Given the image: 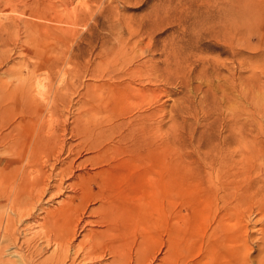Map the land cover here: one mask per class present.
<instances>
[{"label":"bare ground","instance_id":"1","mask_svg":"<svg viewBox=\"0 0 264 264\" xmlns=\"http://www.w3.org/2000/svg\"><path fill=\"white\" fill-rule=\"evenodd\" d=\"M52 2L48 9H41L40 0H32L28 4L30 7L25 5L24 13L20 9L21 4H16L15 10L12 9L19 11V18L14 22L11 20V24L17 21L18 26L22 24V27L29 29L30 22L25 17L32 16L28 11H32L33 16L41 21L44 11H56L57 6ZM80 3L85 7L84 12L68 9L61 3L65 16L61 17L60 22L75 25L84 23V27L90 31L88 14H91L92 9L88 6V0H80ZM236 11L231 16H237L235 19L238 18L240 22L235 25L241 30L238 35L247 38L251 27L247 10ZM187 31L183 33L179 44L172 45L166 54L163 64L167 76H185L188 71L186 65L191 62V58L197 57L195 53L204 49L202 44L198 45L200 33L196 40ZM120 32L123 34L125 31L122 28ZM127 35L129 39L121 40L116 47L104 50L101 54H90L94 59L87 72L91 78L102 81V84L95 87L93 104L87 112L83 129H80L82 115H79L74 121L75 128L71 130L65 122L53 125L44 119L36 125V122L28 120L31 133L27 140L0 131V149L3 150V153L0 152V264L11 262L4 260L6 250L14 247L21 251V245L26 246L28 252L21 257L23 264H264V175L261 167L260 171L254 166L249 89L243 99L246 103L243 121L239 115L224 117L219 108L214 110L215 118L210 128L222 122L228 133L224 138L215 137L208 141L203 133L191 141L194 152L187 154L183 152L187 142L182 139H164L159 145L157 135L163 127V120L156 122V119L161 117L159 114L164 111V106L158 104L167 93L153 86L162 82V75H158L159 65L140 63V56L135 53L137 50L143 53V50L137 43H132V30ZM214 37L218 42V37ZM107 43L106 40L102 44ZM59 48L62 58L49 66L51 71L60 70L72 61L68 58V48ZM202 63L207 64L206 61ZM82 68L76 66L72 71L79 74ZM181 84L186 85L185 80ZM38 88L42 90L41 82H38ZM222 93L218 106L228 102L226 91ZM44 97L40 95L39 99ZM186 104L181 106L178 117L171 118L173 121L191 116L200 108L197 105L195 108L192 103ZM207 107L209 105L202 106L201 112L207 113ZM12 109L5 108L2 112L12 114ZM47 109L51 114L58 112L55 106ZM68 131L81 139L85 148L93 152L98 161L127 172L143 163L154 164L159 149L163 148L159 151L166 155L169 149L177 145L181 151L172 157L173 162L169 165L189 172L193 179L188 186L178 188L173 197L169 194L153 217L145 215V205L137 198L129 200L125 197L118 202L100 200L96 208L90 209L82 200L84 191L79 192L80 195L77 192L83 175L74 173L76 168L82 167L77 166V160L72 158L76 146L67 150L69 161L62 160L66 141L61 136L64 137ZM58 142L62 145L61 149ZM171 168L167 167V174H170ZM103 172L104 169L98 167L95 175L101 176ZM65 185L77 193V197L59 199ZM47 195L49 199H57L55 202L59 208H41ZM71 210L78 216L61 217ZM42 211V223L37 226L48 232L42 235L35 233L33 239L24 238L20 242L19 228L32 230L24 222L35 219V214ZM51 216L56 219L49 220ZM79 232H84L80 240ZM39 240L42 245L37 243ZM145 247L148 248L144 250Z\"/></svg>","mask_w":264,"mask_h":264},{"label":"rangeland","instance_id":"2","mask_svg":"<svg viewBox=\"0 0 264 264\" xmlns=\"http://www.w3.org/2000/svg\"><path fill=\"white\" fill-rule=\"evenodd\" d=\"M51 1L40 0V8L48 9ZM30 2L32 0H23V2L22 0L16 2L0 0V99L2 100H0V125L2 124L0 131L3 134H11L14 138L27 140L28 134L31 133L28 120L36 122L37 125L44 119L53 125L65 122L71 130L75 128L74 121L79 115H82L80 129H83L82 125L86 124L87 112L93 104L95 87L102 84V81L91 78L87 72L91 69L89 65L94 59L90 54H93L92 52L101 54L104 50L116 47L121 40L129 39L127 32L132 30L134 33L132 43H137L143 50V53L138 50L135 53L136 56H140V63L150 62V64L159 65L158 75H162L160 79L162 82L157 83L153 88L156 87L161 92L167 93L158 104V106H164V111L159 114L161 117L158 116L156 119V122L163 120V127L157 135L160 141L158 144L161 145L164 139L174 138L178 139L177 141L182 139L187 142L183 149L184 154H187L194 152L191 141L203 133V136L209 139L208 141H211V138L216 139L215 137L224 138L228 133L222 122L217 127L210 128L215 118L214 110L219 108L224 113V117H231L232 114L239 115L243 121L246 108L243 99L246 92L250 91L254 166L257 170L261 167L264 175V164H262L263 169L261 165L264 163V0H88V6L92 9L91 14H88V19L91 21L90 31L84 27V23L75 25L60 22L61 17L65 16L63 6L85 11L80 0H53L57 6L55 12L44 11L42 20L39 21L40 19L33 16L28 8L26 11L32 16L27 17L28 19L25 17L26 21L30 22L29 29L22 27L21 24L22 30L15 21L14 25L19 28L17 29L11 24L13 20L19 18V11H14V7L16 4H21L20 9L23 10L25 5L30 7L28 6ZM61 3L64 5L62 6ZM236 10H247L251 23L247 38L245 35H238L241 30L235 25L240 22L238 18L235 19L237 16H231V13H237ZM122 28L123 32L125 31L124 35L120 32ZM185 31L191 32L195 39L200 35L201 41L204 42L200 43L199 40L198 45H203L204 49H201L200 53L197 52L198 54L195 53L197 57L191 58V62L186 65L188 71L185 76H167L163 64L166 54L171 50L172 45L179 44ZM213 33L218 37V42L214 39ZM86 35L91 40L87 39ZM106 40L108 45L102 44ZM58 46L68 48L67 50L71 53V55L68 54V58L70 57L72 61L70 65L63 66L60 70L51 71L49 66L62 58L59 55ZM209 46L216 49H211ZM199 60L201 62H197ZM203 61L207 64H203ZM76 66L81 68L84 66L83 73L75 74L72 69L74 70ZM184 80L186 85L181 84ZM38 82L42 83V90L38 88ZM222 91H226L228 102L218 106L223 95ZM39 94L45 96V99H39ZM186 103H192L195 108L200 106L197 109L198 112L194 113L195 116L191 113V116L186 115L179 117L180 119L178 118L176 122L173 121L171 118L178 117L181 106L187 105ZM206 105H209L206 109L208 112H201L202 106L206 107ZM53 106L58 109V112L51 114L47 108ZM5 108H13L14 113L4 114L2 109ZM65 136V138L61 136V139L66 141L62 160L68 162L67 150L71 146H76L72 158L77 160V166L82 167L76 168L74 173L83 175L79 180L77 192L80 195L79 192L84 191L82 200L90 209L96 208L100 200L118 202L125 197L129 200L137 198L141 199V203L145 205L143 208L145 215L153 217L169 194L173 197L178 188L188 186L193 179V175L189 172L177 170L173 168V165H169L178 151H181L177 145L169 149L166 155H162L163 153L159 151L163 148L159 149L154 164L143 163L137 169L127 172L112 164L105 165L98 161L96 155L89 152L81 139L73 136L70 131ZM60 142L57 144L61 149ZM0 152L3 153L2 148ZM168 166L172 167L169 170L170 174L166 173ZM98 167L104 169L101 176L95 175ZM78 194L73 193L65 185L59 199H65L68 196L77 197ZM159 195L162 197L159 198ZM49 197L48 195L45 197L41 208L43 210L59 208L55 202L57 199H49ZM43 216V211L37 212L35 219L24 222V225L31 227L32 230H27L25 227L19 228L20 242H23L24 238L33 239L35 233L40 235L45 233L46 230L37 226L38 223H42ZM70 216L77 217L78 213L71 210L61 217ZM50 219L56 218L51 216ZM83 234L84 232H79V240ZM37 243L42 245L40 240ZM146 248L148 247L144 250ZM6 251L4 260L11 261L6 264H23L21 257L28 254L24 245H21V251L14 247Z\"/></svg>","mask_w":264,"mask_h":264}]
</instances>
